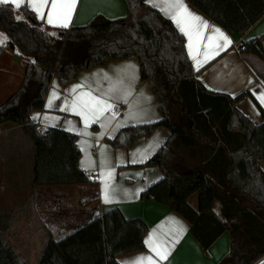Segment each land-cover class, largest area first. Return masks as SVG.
Masks as SVG:
<instances>
[{
  "label": "trees",
  "instance_id": "16d2710c",
  "mask_svg": "<svg viewBox=\"0 0 264 264\" xmlns=\"http://www.w3.org/2000/svg\"><path fill=\"white\" fill-rule=\"evenodd\" d=\"M123 1L126 16L98 15L69 28L44 26L27 6L0 4V32L8 39L0 44V58L8 47L25 62L18 91L0 105V125H20L31 139V198L40 187L92 183L79 165L76 136L54 128L41 132L31 120L32 111L43 109L53 78L66 86L81 71L136 56L162 117L122 128L108 142L128 150L159 126L171 132L145 163L160 167L164 177L141 199L184 217L205 251L228 232L230 251L222 264H257L264 258V108L256 125L236 106L245 94L232 97L205 87L172 20L145 0ZM188 1L232 35H244L264 17V0ZM238 51L264 79V36L243 42ZM196 194L198 211L189 203ZM10 220L0 213V264H28L3 236ZM148 231L143 219H126L113 207L62 239L50 236L40 264H119L118 256L146 249Z\"/></svg>",
  "mask_w": 264,
  "mask_h": 264
},
{
  "label": "crops",
  "instance_id": "0c3cea01",
  "mask_svg": "<svg viewBox=\"0 0 264 264\" xmlns=\"http://www.w3.org/2000/svg\"><path fill=\"white\" fill-rule=\"evenodd\" d=\"M170 2L172 0H145L148 6L172 20L180 31L177 23L170 18L176 12V9L167 6ZM183 3L191 13L202 17L209 25L208 29L200 30V34L197 35L195 30L188 28L185 24L186 30L191 31V41L188 35L180 31L185 37L187 52L192 61L196 78L209 90L215 92L228 94L232 97L245 94L236 106L256 125H260L263 122L260 108H264V104L257 97L264 95V79L239 54L238 50L243 42L264 36V17L244 35H232L195 8L188 0H183ZM8 4L15 7L11 2ZM22 6H27L44 26L53 28L84 26L98 15L109 19H118L127 14V7L123 0H79L68 27H60L58 22L53 24L47 22L48 8L40 10L45 17L41 19L40 14L32 10L27 0ZM213 27L220 29L231 40V44L224 46V41L218 33L213 31ZM2 34L7 37L4 33ZM7 40L3 44H6ZM190 43L191 48H189ZM197 61L201 63L198 64ZM128 65L134 66L133 69L128 70L136 77L131 81L123 71H120ZM24 69L25 62L7 47L0 58V71H4L6 79L9 77L11 84L15 85L16 89L9 97L18 91ZM105 73L112 78L111 81L104 80ZM120 80H123V84L118 83ZM129 83H131V95L125 98L126 103L121 99L110 101L116 105L113 109L116 112L115 117H112V113L108 112L100 117L99 121L85 127L82 117L70 110V104L75 100L76 95L79 92L90 90L87 86H91V89L98 88L99 91H95L93 94L99 95L100 91H106L112 85L124 88ZM81 84L86 86L77 89L75 93L71 91L74 86ZM54 92L56 93L55 98L53 97ZM121 94L120 91L111 93L114 97ZM49 101L52 103L51 107H49ZM30 117L41 132L54 128L76 136V143L81 152L79 165L88 174L92 183L84 186L40 187L36 190L35 198H31L32 181H29L27 174L24 177L29 183V189L21 188L24 184L18 188L16 183L19 162H17V153L14 151L15 136L22 130V127L12 122L0 125V213L10 214V227L13 230V236L17 234V230L25 228L29 223L34 226L37 221H40L47 231L44 233V236L47 237L46 242L50 236L59 240L101 216L108 209L117 207L126 219L141 218L149 226V231L145 235L146 249L118 256L116 260L119 264H136L140 257L148 256L152 257V264H222L223 258L230 251L228 232L222 234L208 251H205L191 234L190 224L184 217L171 211L165 205L141 199V194L145 190L164 177L160 167L145 163L169 138L170 130L159 126L150 136L137 139L128 150L114 147L108 142V139H113L122 128L154 123L162 117L159 99L154 94L152 84L142 78L140 62L136 56H129L122 60H110L105 65L81 71L75 80L66 86L61 84L58 77H54L49 86L43 109L32 111ZM3 136L6 137L1 139ZM261 169L264 172V161L261 164ZM109 173H111L110 176ZM23 181L25 182V179ZM5 182L8 183V187L5 186ZM105 183L109 186L110 202H105L104 199ZM20 189H22L23 199L12 207L10 206L7 211H3L1 207L3 197ZM83 196L88 200L93 198H97V200L85 203L84 207L75 206V202L78 201L79 204L83 200ZM198 199L199 196L196 194L189 200L190 205L196 211L199 209ZM6 206H8L7 203ZM214 211L217 216L221 217L219 202L215 203ZM82 213L85 214L82 215ZM84 220L86 222L82 224ZM36 232L20 234L42 235L40 231ZM150 243L159 250L167 252L166 259H160L149 246ZM22 258L28 264H32L28 259ZM263 262L264 258L257 264ZM35 264H40V262ZM143 264H148V261L145 260Z\"/></svg>",
  "mask_w": 264,
  "mask_h": 264
},
{
  "label": "snow or ice",
  "instance_id": "6c2138e0",
  "mask_svg": "<svg viewBox=\"0 0 264 264\" xmlns=\"http://www.w3.org/2000/svg\"><path fill=\"white\" fill-rule=\"evenodd\" d=\"M12 3L17 9L25 3V0H0V4H8ZM29 6L32 10L38 12L40 14V18L44 19V13L40 10L42 8H48L47 12V22L49 24H53L54 22H58V26L60 27H68V23L76 10V6L79 3V0H27ZM169 8L176 9L174 15L170 18L173 19L177 25L180 27V31L189 36V40L192 39L191 31H187L184 26L187 24L188 28L195 30L197 35L200 34V30L208 29L209 25L207 21H204L202 17L196 16L194 13H191L187 6L183 3V0H172V2L167 5ZM20 19V17H17ZM213 31L219 34V37L224 41V46L231 44V40L223 33L220 29L214 28ZM7 37H4L2 33H0V44H3ZM189 48H191V43L189 44ZM207 55V54H205ZM195 59V56H193ZM197 63H201L197 61ZM133 65L126 66L125 69L120 70L124 72V75L129 79V81L134 80L136 77L134 74L129 73V69H133ZM104 80L111 81V77L105 73ZM119 84H123V80L118 81ZM86 85H76L71 89L73 93L76 92L77 89L83 88ZM89 87V91L79 92L75 100H73L70 104V110L74 112V114L82 117L85 127H88L90 123H94L99 121L100 117L104 116L105 113L111 112L112 117L116 116V112L113 111L115 108V103L110 102L114 99L124 100L127 96L131 95V83L127 87L118 88L116 85L110 86L106 91H100L99 95H94L93 92L99 91V89H91ZM120 91L122 94L120 96L114 97L111 93ZM56 93H53V97L55 98ZM262 104H264V95H260L257 97ZM52 106L51 101H49V107ZM65 110V109H61ZM103 126V125H102ZM119 127V125H118ZM111 173H109V176ZM108 184L104 185V199L105 202H110V196L108 191ZM154 252L159 256L160 259H166L167 252L159 250L156 246L150 243L149 245ZM148 261V264H152V257H140L136 264H143L144 261Z\"/></svg>",
  "mask_w": 264,
  "mask_h": 264
},
{
  "label": "rangeland",
  "instance_id": "374dc122",
  "mask_svg": "<svg viewBox=\"0 0 264 264\" xmlns=\"http://www.w3.org/2000/svg\"><path fill=\"white\" fill-rule=\"evenodd\" d=\"M15 85L11 84V81L9 77L6 79V73L4 71H0V105L4 104L6 99L9 97V95L12 93V91H15L14 88ZM17 91V90H16ZM14 95V94H13ZM11 97V96H10ZM9 97V98H10ZM8 98V99H9ZM16 135V134H14ZM6 136L1 137V139H4ZM16 138V144L14 146V151L17 153V162H19V166H17L18 171V180L16 181L17 186H22L23 189H29V183H27L26 180V174L29 181H32V172H31V148H32V142L31 139L28 137V135L23 131V129L15 136ZM30 162V165H29ZM21 163V164H20ZM25 179V182L23 181ZM8 183L5 182V186ZM83 190V187H81ZM79 189V188H77ZM22 189L16 190L14 192H11V195L3 197L1 201V207L3 211H7L10 206L12 207L16 203L20 202L21 199H23L22 196ZM6 203L8 206L5 207ZM85 203H88V199H85L83 196V200L78 204V201L75 202V206L78 205H85ZM73 205V204H72ZM84 207V206H83ZM85 213H82L84 215ZM86 222L84 220L82 224ZM40 231L41 236H28L25 235L28 232H36ZM12 228H8V231L3 232L5 233L3 236H5V240L13 247V249L20 254L22 257L26 258L31 262L32 264L39 263L42 257L43 250L47 244L46 240L47 237L44 236V233L47 231L42 226L40 221H37V223L32 226V223H29L25 226V228L17 230V234L15 236L12 235ZM25 233L20 234V233ZM37 233V232H36ZM49 240V239H48Z\"/></svg>",
  "mask_w": 264,
  "mask_h": 264
}]
</instances>
